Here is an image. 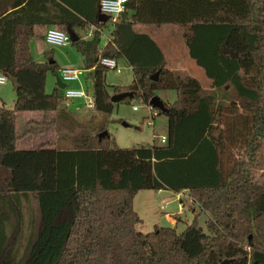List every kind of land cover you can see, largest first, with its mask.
Returning <instances> with one entry per match:
<instances>
[{
  "label": "trees",
  "instance_id": "1",
  "mask_svg": "<svg viewBox=\"0 0 264 264\" xmlns=\"http://www.w3.org/2000/svg\"><path fill=\"white\" fill-rule=\"evenodd\" d=\"M98 1L0 0V74L14 92L12 107L0 106V192H36L41 218L27 264H264V181L253 174L264 142V0H128L113 22L100 18ZM136 24L178 26L208 88L168 69ZM34 26L75 33L69 44L91 69L94 112L109 114L131 99L148 104L156 90H173L174 101L148 104L166 117L165 142L117 148L106 131L97 134L103 127L81 126L66 148L18 149L17 113L42 112L31 130L42 132L56 123L45 114L66 101L57 88L44 91L46 73L58 66L51 49L41 62L31 57L30 37H43ZM99 57L123 59L129 84L107 85ZM125 91L132 95L110 100ZM139 190H185L198 210L180 231L142 233L132 208Z\"/></svg>",
  "mask_w": 264,
  "mask_h": 264
},
{
  "label": "rangeland",
  "instance_id": "2",
  "mask_svg": "<svg viewBox=\"0 0 264 264\" xmlns=\"http://www.w3.org/2000/svg\"><path fill=\"white\" fill-rule=\"evenodd\" d=\"M110 24H106L101 29V40L100 45L105 42V38L110 31ZM134 30L136 32H143L148 34L161 48L164 58L167 61L166 67L169 69L173 68L175 60L179 59L184 55L185 62H189V70L187 71H174L178 75L188 74L198 80L202 88H208L206 82L208 79L204 76L203 71L194 64V62L188 58L186 55V49L180 37V29L174 24H163L161 26L155 25H138L135 26ZM91 29L88 30V35ZM39 43L38 39H33ZM33 41V42H35ZM36 44V43H34ZM44 49H51L52 56L54 60L59 65H68L71 67L80 66V55L75 51L74 47L70 44L66 46H48L43 45ZM33 58L35 61H41V55L35 54V50L32 49ZM64 66V67H65ZM120 68L119 73H115L111 70H106L105 72V83L110 84H125L128 82L130 71L125 64L120 62L117 63ZM45 87L44 91L46 93L50 92L55 86V79L51 73H46L45 75ZM87 74L84 72L83 76L78 80L80 87L82 89H87L89 94H91V82L90 79L86 80ZM85 81V82H84ZM68 88L77 87V82L72 81L66 83ZM59 92L62 89L58 88ZM155 96L162 101L172 102L176 98V94L173 90H156ZM14 99V92L11 82L6 79V81L0 84V106L5 108H11ZM135 106L136 109H132ZM65 102L61 104V109L52 113L51 117L56 121L55 124L49 126L46 130L42 132H33V128L40 126L39 121L31 123L25 121V112H19L17 114L15 122L16 134H20V140L17 142V148L24 147L22 144L27 145L25 147H36L41 144L40 138L41 134H45L48 131H56V134L61 135L73 133L81 126L91 128L95 133L98 128L103 127L108 135L113 139L114 145L117 148H136V147H150L151 145H160L159 138L166 135V117L162 114H156L153 110L147 111V105L142 103L140 100L131 99L129 103H118L114 105V108L109 114H102L94 112L92 110L84 109L75 118L70 114L65 117L66 110ZM84 108V107H83ZM240 112V111H238ZM51 113V112H48ZM25 114H42L40 111H26ZM47 116L46 118H51ZM77 119V120H75ZM100 131V132H102ZM100 132H97L99 134ZM70 134V135H71ZM24 135H30V137H24ZM25 142V143H24ZM28 142V143H26ZM40 143V144H39ZM59 145H61L59 143ZM254 180L256 183H262L264 181V142L257 153L256 166L253 169ZM145 193L138 194L133 199V206L138 212V216L142 219L140 224L135 227L142 233L152 231L153 224H155V215L159 213L161 205L162 209L165 211H172L175 208V194L169 190H164L161 193H156L153 190H143ZM187 193L181 194L178 197V204L183 205L184 210L182 211L185 220L177 225L176 230L180 231L184 226L191 220L190 216L197 212L198 207L195 204H191L188 200ZM182 210V209H181ZM177 216V215H176ZM178 217V216H177ZM179 218V217H178ZM206 215L204 213L199 214L197 217V223L201 227L204 225Z\"/></svg>",
  "mask_w": 264,
  "mask_h": 264
},
{
  "label": "crops",
  "instance_id": "3",
  "mask_svg": "<svg viewBox=\"0 0 264 264\" xmlns=\"http://www.w3.org/2000/svg\"><path fill=\"white\" fill-rule=\"evenodd\" d=\"M135 26H138V25L137 24L133 25L132 26L133 30H134ZM109 27L111 30V26H109ZM45 28H47V27L34 26L33 31L35 34H40L43 36ZM109 33H110V31H109ZM109 33L107 35V38H105V41L109 38ZM138 33H143V32H138ZM35 38L39 40L40 44H37V41L33 40ZM33 41H35V42H33ZM34 43H36V44H34ZM44 44L45 43L43 42L42 37L41 38L30 37V39L28 41V46H29V52H30L32 58L34 56V54H32V52H33L32 49H33V50H35L34 51L35 54L41 55L42 60H43V51L46 50V49H44V46H43ZM102 45H100V46H102ZM156 45L158 46L157 43H156ZM159 49L162 52L160 47H159ZM162 54H163V52H162ZM163 57H164V54H163ZM184 59H185L184 55H182L181 57H179V59L175 60V62H174L175 64H173V68L170 70H172V71H176V70L187 71V70H189V66H188L189 62H185ZM33 60H35V59L33 58ZM53 60H54V58H53ZM164 60H165V63L167 65V61L165 58H164ZM54 61H55L56 65L58 66V68L65 66V65H62V66L59 65L56 62V60H54ZM115 61H116V63L120 62L122 64H125L126 67L130 71V76H129L128 82L125 84L117 83V84H110V85L125 86V85L129 84V82L131 80V68L121 58H117ZM37 62H39V61H37ZM79 63L81 64V58H80ZM66 66H68V65H66ZM76 67L82 68L80 66H76ZM84 72L87 74V77H88V79H90V82H91V76H92L91 75V69H83V73L80 77L83 76ZM52 75L54 76V74H52ZM183 75H188V74H183ZM80 77L78 80H80ZM87 77H86V80H87ZM78 80L76 81L77 87H74V88L82 89L79 85L80 82ZM209 83L210 82L208 80V82H206L207 86H209ZM55 86H56V84H55ZM44 87H45V79H44ZM56 88H57V86H56ZM83 90L85 91V93L90 95L86 88ZM62 109L66 110L65 117H68V115L70 114L74 118L76 116H78L79 113L84 112V109H88V110L90 109L91 110V108H87L84 106V100L82 98L66 99L65 108H62ZM25 113L21 114V115H25L24 116L26 118L25 121L31 122V123H34V122L41 120L43 115H44L43 113L42 114H25ZM52 113L53 112H51V113L47 112L45 115L51 117ZM75 120H77V119H75ZM70 134H69V136H70ZM27 136L30 137V135H24L22 138L27 137ZM40 136H41L40 143H51L52 142L55 146L60 147V148H66L69 146V144H68L69 136H67L66 133L58 135V134H56V131H48L45 134L44 133L41 134ZM20 138H21L20 134H18V139L16 140V147H17V142L20 140ZM26 143H28V142H26ZM59 143L61 145H59ZM21 146H24V147H20L18 149H30V148H32V147H25L27 145H24V144H22ZM153 191H155L156 193L157 192L161 193L164 190H153ZM141 193H145V192L143 190H139L136 192L134 197L138 194H141ZM185 193H187L185 190H181L177 193H174L175 194V200L174 201H176L174 210L165 211V209H159L158 208L159 213L155 215V224H153V227H152L153 229L155 227H159V226L177 228V225L182 223L183 220H185V216H183V213H182V211L184 210V207L182 208V210L179 211V209H178L179 204L177 203L179 195L185 194ZM134 197H133V199H134ZM133 199H132V208L137 214L138 212L135 210V208L133 206ZM185 210H186V208H185ZM185 210H184V212H185ZM175 215H177L179 217L177 222H175V220L173 218ZM137 216H138V214H137ZM191 217H192V215L190 216V218ZM40 218L41 217H40L36 192H28V193L0 192V239H2V238L4 239V243L2 244L3 249H2L1 254H0V264H27V254L29 252V248L31 247V242L35 239L37 232L39 230ZM138 218L140 219V223H141L142 219L139 216H138ZM140 223H138V224H140ZM21 257H23V259H21V261H19V259Z\"/></svg>",
  "mask_w": 264,
  "mask_h": 264
},
{
  "label": "built area",
  "instance_id": "4",
  "mask_svg": "<svg viewBox=\"0 0 264 264\" xmlns=\"http://www.w3.org/2000/svg\"><path fill=\"white\" fill-rule=\"evenodd\" d=\"M128 0H99L98 1V10L99 13L103 16H106L109 22H113L119 12H121L124 8V4ZM43 42L48 46H66L70 43L69 35L60 29L55 27H48L44 30L43 33ZM99 64L105 66L107 70H111L115 73L120 72V68L117 66V63L114 58L112 57H99L98 59ZM83 69L79 67H71L65 66L60 67L56 70V74L60 81L64 84L62 88V96L65 99H72V98H82L84 100V106L87 108H91L93 105V101L91 96L85 93L83 89L80 88H68V82L77 81L79 77L82 75ZM6 78L0 74V84L4 83ZM147 110L151 111V108L148 104ZM132 109H136L135 106H132ZM165 136H161L159 141L161 144L165 142ZM190 202V199H188ZM191 203V202H190ZM164 204L163 206H165ZM163 206L161 205L160 208L162 209ZM183 208V205L178 206L179 211Z\"/></svg>",
  "mask_w": 264,
  "mask_h": 264
},
{
  "label": "water",
  "instance_id": "5",
  "mask_svg": "<svg viewBox=\"0 0 264 264\" xmlns=\"http://www.w3.org/2000/svg\"><path fill=\"white\" fill-rule=\"evenodd\" d=\"M100 18L102 20H104L107 17L100 14ZM66 33L69 35L70 42H73V41L76 40L77 37H76L75 33L72 30L67 29ZM54 79H55V83H56L57 88L62 89L64 87V84L60 81V79L58 78V75L56 73L54 74ZM150 79H155V75L154 76H150ZM131 95H132L131 91L120 92V93L112 94L110 96V100L112 102H117V101H119V100H121V99H123L125 97H129ZM148 104L159 106L160 102L157 100L156 96H153V97H151L149 99ZM103 133H104V131L100 132L98 135L101 136ZM220 264H228V261L224 260Z\"/></svg>",
  "mask_w": 264,
  "mask_h": 264
}]
</instances>
